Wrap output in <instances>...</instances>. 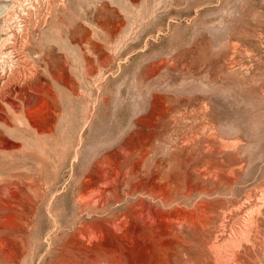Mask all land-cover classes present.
I'll return each instance as SVG.
<instances>
[{"label":"rangeland","instance_id":"374dc122","mask_svg":"<svg viewBox=\"0 0 264 264\" xmlns=\"http://www.w3.org/2000/svg\"><path fill=\"white\" fill-rule=\"evenodd\" d=\"M57 2L0 126V264H264V204L233 261L212 244L264 188V0Z\"/></svg>","mask_w":264,"mask_h":264},{"label":"bare ground","instance_id":"6f19581e","mask_svg":"<svg viewBox=\"0 0 264 264\" xmlns=\"http://www.w3.org/2000/svg\"><path fill=\"white\" fill-rule=\"evenodd\" d=\"M7 1L8 2H2L0 4V12L6 11L8 7L12 8L13 11V13L11 12L12 14L4 12L5 16L6 14L7 16H2L3 18L0 20V119H2L0 126L3 127L2 131H5L8 136L15 137L12 131L13 127H15L16 121L21 120L22 122V117L24 115L21 116V111L18 113L14 109V103L10 102L8 98L12 95V92L15 91L16 86L22 87L24 84L27 85L31 82L30 78L35 70H33L34 67L32 69L27 66V59H25L28 55L27 50L29 49V33L36 27L44 25L45 20L47 22L49 14L54 10V2H52V0L51 2H49V0ZM57 1L58 0L55 1L56 4L54 6L60 4ZM8 11L11 10L9 9ZM18 12H21V14ZM30 63L31 66L32 61ZM28 131L33 135L32 139L37 148L35 149L36 152L43 154L44 130H38L37 128H34L32 124H29ZM2 139L5 140L4 142L7 145H9L7 142L11 143L0 129V140ZM1 148L2 147H0V155H3L5 161L10 164L12 160L11 152L6 150V147L4 149ZM210 166L211 165L209 164V167ZM223 174L224 172L221 168H215L213 170V175L210 171L207 175L211 178L214 176L213 179L222 180L221 182L225 181V177L228 174H234L233 178L236 177V173H234L232 168H230L226 174ZM227 184H232V182H227ZM245 196V200L242 199L243 202L240 201L241 204L239 203L238 207H233L234 209H229L228 211L226 210L227 212H224L222 219L224 220V224L222 226L223 229H221L223 231L216 235L212 244H214L215 247L227 246L229 251H224L220 254L215 253V263L217 261L220 262L228 259L233 261V259H235L233 257L235 256L233 250L238 247L242 240H247L251 232L254 233L257 228V216L260 214L261 207L264 204V188H261L260 192L255 190L249 191ZM225 231H228L229 233H226Z\"/></svg>","mask_w":264,"mask_h":264}]
</instances>
